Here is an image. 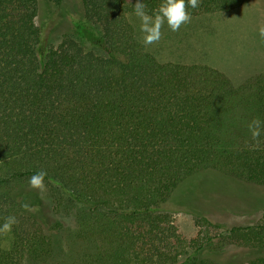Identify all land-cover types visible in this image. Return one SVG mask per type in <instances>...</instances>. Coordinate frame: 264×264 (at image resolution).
<instances>
[{
	"label": "trees",
	"instance_id": "1",
	"mask_svg": "<svg viewBox=\"0 0 264 264\" xmlns=\"http://www.w3.org/2000/svg\"><path fill=\"white\" fill-rule=\"evenodd\" d=\"M250 1L200 0L188 11ZM143 2L152 14L162 0ZM134 4L0 0V225L18 220L0 235V264L50 252L29 230L37 210L21 207L35 205L25 186L42 169L86 213L69 264H264V213L233 227L249 232L234 263L212 256L225 252L212 247L216 234L186 240L168 214L219 228L205 217L210 205L241 207L244 187L264 189V70L235 83L206 63L160 61L130 19Z\"/></svg>",
	"mask_w": 264,
	"mask_h": 264
},
{
	"label": "rangeland",
	"instance_id": "2",
	"mask_svg": "<svg viewBox=\"0 0 264 264\" xmlns=\"http://www.w3.org/2000/svg\"><path fill=\"white\" fill-rule=\"evenodd\" d=\"M130 19L142 40L139 19L135 14L130 15ZM261 24H264V0H251L235 10L193 16L190 23L182 25L176 32L169 30L165 24L161 40L147 48L160 61L206 63L227 73L235 83H240L264 70V43L260 42L257 32ZM84 44L90 48L86 42ZM44 184L43 192L31 189L29 180L25 187L38 212L37 222L30 221L29 230L35 236L34 240L44 239L47 242L50 252L41 258L27 254L24 264H69L76 252L75 245H70V238L86 213L83 205L58 185L46 180ZM243 190L241 193L244 196H239L241 200L245 199L240 203L241 207L231 204L229 209H215L210 205L207 209L209 213L205 217L218 224L219 228L207 227L204 219L194 213L168 211V214L186 240L207 231L216 234L212 247L216 252L221 249L225 252L224 255L217 253L212 256L221 259V262L234 263L237 252L241 254L245 248L249 232L232 231L233 227L251 226L264 213V207H260V202L264 201V189L244 187ZM191 249L187 247L186 252L190 253Z\"/></svg>",
	"mask_w": 264,
	"mask_h": 264
},
{
	"label": "clouds",
	"instance_id": "3",
	"mask_svg": "<svg viewBox=\"0 0 264 264\" xmlns=\"http://www.w3.org/2000/svg\"><path fill=\"white\" fill-rule=\"evenodd\" d=\"M200 0H162L152 14L146 10L147 6L143 0H135L134 14L139 19V31L143 34L142 43L145 47L158 43L162 38V28L167 24L169 30L179 31L182 25L191 22V14L188 8H198ZM259 40L264 43V24L257 28ZM262 121L254 118L248 124V129L253 140L258 142L261 135ZM47 176L46 170H40L29 178V187L33 190L43 192L45 190L44 179ZM27 211H36L37 208L24 203L21 205ZM15 216H8L0 225V235H6L17 224Z\"/></svg>",
	"mask_w": 264,
	"mask_h": 264
}]
</instances>
